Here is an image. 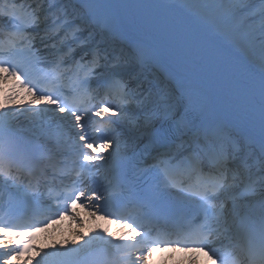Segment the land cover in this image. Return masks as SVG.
Here are the masks:
<instances>
[{
	"label": "snow or ice",
	"instance_id": "1",
	"mask_svg": "<svg viewBox=\"0 0 264 264\" xmlns=\"http://www.w3.org/2000/svg\"><path fill=\"white\" fill-rule=\"evenodd\" d=\"M155 65L179 94L154 89L143 69ZM9 77L19 91L0 102V264H147L165 246L264 264V0H0ZM21 116L69 158L61 184L33 175ZM114 153L121 165L93 186ZM65 216L80 228L114 219L129 235L97 226L31 243Z\"/></svg>",
	"mask_w": 264,
	"mask_h": 264
},
{
	"label": "bare ground",
	"instance_id": "2",
	"mask_svg": "<svg viewBox=\"0 0 264 264\" xmlns=\"http://www.w3.org/2000/svg\"><path fill=\"white\" fill-rule=\"evenodd\" d=\"M158 69H159V67H158ZM151 70H152V69H149V68L146 69V75H147V76H148V75H149V76L152 75ZM163 71H164V69L162 70V72H163ZM164 74H167V76H169V72H168V73H164ZM158 79H159V80H156V81H157V84H162V87H163V88L166 86V84H167L169 87H171V85H172V87L170 88L171 91H175L176 94H178V93L180 92V90H177V89L174 87V82H173L171 76H169L166 80H164V79L162 78V76H161V73H159ZM175 81H176V80H175ZM176 82H177V81H176ZM163 83H165V84H163ZM1 87H2V86L0 85V88H1ZM170 89H169V90H170ZM169 90H168V91H169ZM0 97L2 98L1 95H0ZM0 102H2V101L0 100ZM20 121H21V128L24 129V130L27 129L28 126L31 125V124L25 122L23 116L20 117ZM69 238H70V236L65 237V236H63V235H60V236H58V237L52 239L51 241H47V240H45V241H44V242L46 243V244H45V247L48 246V245H51V244H52L53 242H55V241L66 240V239H69ZM38 258H39V256H38ZM43 263H44V262L42 261L41 264H43Z\"/></svg>",
	"mask_w": 264,
	"mask_h": 264
}]
</instances>
